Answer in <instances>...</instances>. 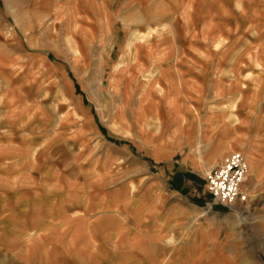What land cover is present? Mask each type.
I'll use <instances>...</instances> for the list:
<instances>
[{"label":"rangeland","instance_id":"374dc122","mask_svg":"<svg viewBox=\"0 0 264 264\" xmlns=\"http://www.w3.org/2000/svg\"><path fill=\"white\" fill-rule=\"evenodd\" d=\"M1 117L26 123L32 134L23 140L34 153L46 146V200L57 195L66 208L57 206L63 222L46 220L49 233L38 242L27 230L18 250L0 247V264L88 263L93 242L99 262L121 259V249L106 245L111 231V241L127 234L159 264H176L174 248L189 240L179 228L170 239L156 231L166 226H157L152 199L159 177L163 195L170 186L156 162L192 142L227 151L203 173L206 188L229 153L253 150L261 159L264 0H0ZM34 122L41 127L29 129ZM19 138L14 131L11 140ZM247 180L249 200L226 218L234 237L225 251L241 264H264V193ZM214 216L218 233L227 216ZM215 238L214 247L196 245L188 264H214Z\"/></svg>","mask_w":264,"mask_h":264},{"label":"crops","instance_id":"0c3cea01","mask_svg":"<svg viewBox=\"0 0 264 264\" xmlns=\"http://www.w3.org/2000/svg\"><path fill=\"white\" fill-rule=\"evenodd\" d=\"M1 118L0 179H2L3 182L0 183V247L3 250H18L20 243L19 236L24 234L27 230L31 235L29 239L32 240L33 238L34 241H37L35 238L38 235L40 236V233L42 235L49 233V231L46 232V228H50L49 224L47 225L46 220L49 222L53 219L55 222H63V214L58 212L57 206L64 209L66 206L56 205L61 202L60 198H57V195L49 196V199L46 200V146H43L42 148L39 147L36 150L37 152L34 153V148L32 147L33 142L23 140L25 135L29 134L31 136L32 134V132H29L27 129V126H23L26 123L22 124L23 122H21V120H18L19 122H17V120H12L11 117ZM34 126L41 127L39 122H34L29 129H32ZM14 131H17L21 137L17 140L18 145L11 140V135ZM41 135L45 139L46 131L42 132ZM20 140L21 144H19ZM195 146V143L192 142L191 144H188L186 150H177L176 152H172L173 154L171 153V155L156 162L160 165L159 167L165 174L166 181H169L170 183V186H168L167 189L168 192H165L164 196L163 189L165 182L162 180V177H159L158 184L160 186V191L157 192L158 189L156 191L157 194L152 198L155 199V205L157 204L156 210L159 212L160 216L162 215L157 226L160 225V223L166 225L162 230H160V227L159 229H156V231L165 233L164 236L166 235V238H168L171 236L170 231L173 232L179 228L182 230L178 232L185 235V238L189 240L188 246L174 248L177 255L179 253V257L177 258L179 261H176V264H188V258L190 255L193 256L195 254V249H197L196 245H199L202 249L205 247H214L215 244L212 243L217 239L215 238L216 235H218L220 239L217 246L219 249V255L214 264H241V262H237L231 256H228L225 251L227 248L226 244L234 237V232L231 228L233 225H228V228L226 218L229 216L234 219L236 209L231 210L221 206H212L207 211L206 209L209 207L210 194L207 192L206 188L203 187L204 184H201L203 173L210 169L214 156L215 160L216 157L220 158L227 151L224 150V152H221L220 155H218L216 153L212 154L215 150H211L213 146H209L204 151L197 150V147ZM254 153L253 150H250L244 155L250 171L247 175V182H249L250 186L252 185V188L255 189L256 187H259L261 192L264 193V154L261 159H255L256 154ZM176 154L179 155L177 159L175 158ZM262 159L263 162L260 161ZM19 188L24 189L20 190ZM27 190L32 197V199H29L31 202V207L29 208L26 206L25 198ZM251 191L252 189H249V192ZM152 199L150 196L146 201L149 200L148 203L150 202V204H152V201H150ZM167 200L170 202L165 203ZM21 201L23 206L19 207L18 203ZM36 202H42V205L35 206ZM248 203L250 205V202ZM199 204L202 205V211L200 210L201 207ZM27 209H29V211L25 212L24 210ZM53 210H55L54 215L51 216ZM18 212H20V215L17 216ZM64 212L65 211H63V213ZM206 212H208V215L204 217ZM215 214H225L227 216L222 219L223 223L221 222L218 224V233L215 232L212 227V218L215 217ZM19 216L22 222L16 221V219H19ZM200 217H203L202 221L199 223L195 222V219H200ZM167 219H170V221H166ZM193 222L196 224V227L191 228L189 225ZM23 225L25 228L29 227V229H23ZM97 228L98 227L91 230L92 242L95 239V236H97ZM221 229H224L223 238L220 237ZM77 233L78 231L75 234ZM114 235L115 232L111 231L108 237L109 242L111 243L106 245L110 247L117 246V248L121 249L123 258L112 257V259H109L108 255L106 257V262H103L104 259H101V262H99V254L97 255V253L95 254L93 252L98 243L94 244L93 242L90 247L91 258H89L88 263L83 262V264H159L150 254V248L148 246L145 247L139 243L134 244L127 242V234L123 237L120 235L118 243H115L114 241H111ZM130 239H133L132 236ZM60 246L61 245H59V249L63 250ZM76 248L77 247H75V249ZM179 248H181L180 252L178 251ZM160 262H163V258H161ZM41 264H47V262L43 261ZM207 264L210 263L208 262Z\"/></svg>","mask_w":264,"mask_h":264},{"label":"built area","instance_id":"2783aa9c","mask_svg":"<svg viewBox=\"0 0 264 264\" xmlns=\"http://www.w3.org/2000/svg\"><path fill=\"white\" fill-rule=\"evenodd\" d=\"M249 165L239 151L229 153L222 163L213 168L206 179V190L210 194L209 208L221 206L235 210L245 205L249 196L244 189Z\"/></svg>","mask_w":264,"mask_h":264},{"label":"bare ground","instance_id":"6f19581e","mask_svg":"<svg viewBox=\"0 0 264 264\" xmlns=\"http://www.w3.org/2000/svg\"><path fill=\"white\" fill-rule=\"evenodd\" d=\"M239 219V218H238Z\"/></svg>","mask_w":264,"mask_h":264}]
</instances>
